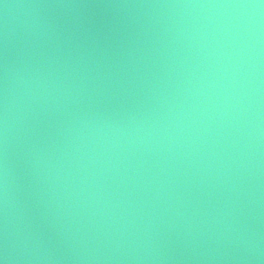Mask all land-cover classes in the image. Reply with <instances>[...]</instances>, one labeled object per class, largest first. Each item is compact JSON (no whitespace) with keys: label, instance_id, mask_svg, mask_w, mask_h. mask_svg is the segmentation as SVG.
<instances>
[{"label":"water","instance_id":"obj_1","mask_svg":"<svg viewBox=\"0 0 264 264\" xmlns=\"http://www.w3.org/2000/svg\"><path fill=\"white\" fill-rule=\"evenodd\" d=\"M259 2L0 0L7 264H264Z\"/></svg>","mask_w":264,"mask_h":264},{"label":"clouds","instance_id":"obj_2","mask_svg":"<svg viewBox=\"0 0 264 264\" xmlns=\"http://www.w3.org/2000/svg\"><path fill=\"white\" fill-rule=\"evenodd\" d=\"M201 7H213V8H225V9H237V10H247V13L243 20L239 22V25L236 26L237 31L241 27L246 28V30L251 35L257 30L258 21L256 17L259 15L260 9H264V0H260L259 3H233V4H219V5H201ZM235 42V39H234ZM7 74V72H6ZM4 116L2 118V131L4 136L5 145L7 144L8 131H9V120H8V102H7V89L5 90V104H4ZM6 151V147H5ZM7 167L4 168V176L7 177ZM7 201V191L5 187V203ZM7 256L0 257V264H7Z\"/></svg>","mask_w":264,"mask_h":264}]
</instances>
